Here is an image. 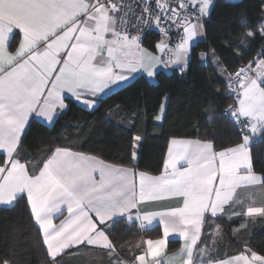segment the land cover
I'll list each match as a JSON object with an SVG mask.
<instances>
[{"label": "snow or ice", "instance_id": "6c2138e0", "mask_svg": "<svg viewBox=\"0 0 264 264\" xmlns=\"http://www.w3.org/2000/svg\"><path fill=\"white\" fill-rule=\"evenodd\" d=\"M214 7L215 0H0V205L23 202L36 229L34 243L46 254L43 264H64L65 257L94 250L108 264H264V254L247 241L238 253L221 255L225 229L217 223L239 220L230 229L238 237L249 222L264 220V170H255L252 151L264 139V0L252 27L246 17L239 21L245 31L237 47L257 37L262 44L251 60L229 71L214 49L210 53L232 102L208 120H229L236 142L217 148L214 130L172 137L160 175L68 143L50 141L33 157L24 147L33 118L54 127L70 101L95 111L102 94L141 69L149 78L160 67L184 73ZM153 27L160 55L142 46L144 30ZM208 55L199 53L201 59ZM169 98L165 93L155 120L163 118ZM113 111L122 120L135 116L121 113L119 105ZM141 146L142 137H134L133 161ZM169 198L181 203L142 207ZM154 224L158 238L119 246L114 238L117 225L142 233ZM170 237L183 243L167 256ZM11 256L0 255V264H18Z\"/></svg>", "mask_w": 264, "mask_h": 264}, {"label": "trees", "instance_id": "16d2710c", "mask_svg": "<svg viewBox=\"0 0 264 264\" xmlns=\"http://www.w3.org/2000/svg\"><path fill=\"white\" fill-rule=\"evenodd\" d=\"M260 0H238L229 4L228 0H215V7L205 21L203 39L195 43L194 53L184 73L171 70L159 71L157 83L149 82L139 76L130 84L119 88L101 98L95 111L79 106L70 101V108L54 127H49L36 119L31 120L24 139V147L29 157L40 155L41 148L56 144L75 145L80 151L96 154L106 161L123 166H135L138 171L158 175L163 169L168 142L172 137L196 138L198 135L213 131L217 137V148L236 142L238 133L227 119L208 120L210 114L219 117L223 109L231 102L227 97L223 82L218 75L211 50L229 71L236 70L241 63L251 60L262 47L259 37L247 47H237L238 33L245 31L239 21L246 17L252 27L259 19ZM153 42L160 35L150 32L145 35ZM153 47L152 44H148ZM209 55L202 61L199 53ZM238 53V54H237ZM242 57V59H241ZM170 94L166 103V112L162 121L154 119L159 106L164 102V94ZM119 105L121 113L134 118L122 120L115 111ZM79 122V127H74ZM134 125V126H133ZM142 137V146L136 162L132 160V141ZM253 155L257 162L255 170H264V139L253 144ZM225 244L229 253H238L241 243L247 241L257 252L264 254V220L259 219L257 226L249 222L248 229L239 236H233L232 227H237L239 220L224 222ZM161 234L157 226L142 233L134 228L127 231L123 225H117L114 238L120 242L135 243L143 236L145 239L158 238ZM36 229L31 218L23 210V202L18 207H0V255L15 253L18 264H43L47 259L42 248L34 243ZM170 249H174L172 244ZM126 257L130 254L125 252Z\"/></svg>", "mask_w": 264, "mask_h": 264}, {"label": "crops", "instance_id": "0c3cea01", "mask_svg": "<svg viewBox=\"0 0 264 264\" xmlns=\"http://www.w3.org/2000/svg\"><path fill=\"white\" fill-rule=\"evenodd\" d=\"M203 37H204V34L202 36L198 37L195 43H197L199 40L203 39ZM146 42H147V44L144 43V39H143V45L142 46L144 48H147L150 52H153L155 55H160V53L157 52L156 49H155V44L158 41L153 42L152 39L149 37V38H147ZM148 44H152L153 47H150ZM206 58L205 59H201V60L205 61ZM161 70L169 73V72H171L172 69L171 68L165 69L163 67H160V68L157 69L158 72L161 71ZM139 76L145 77L151 83H157L156 76L153 77V78H149L147 76V74L141 69V70H138L137 72L133 73L132 77H130L128 81H126L124 83H121L118 86H114L110 90H107L106 93L102 94L101 98L104 97L105 95L110 94L111 92H113V91H115V90H117L119 88H122V87L130 84L135 78H137ZM76 103L79 106H81L82 108L86 109L82 104H80L78 102H76ZM33 119H36V118H33ZM162 119L160 121H162ZM36 120L40 121L39 119H36ZM40 122L43 123L42 121H40ZM166 155H167V151H166ZM165 158H166V156H165ZM136 161L137 160H135L134 162H136ZM163 170L164 169H162V171ZM162 171H161V173H162ZM160 174H158V175H160ZM257 200L259 202V197L257 198ZM180 203H181V201L178 198H169V199H164V200H160V201L151 202V203H148L146 205H143L142 207H146V208H148L150 210L156 211V210H165V209H167L169 207H175V206H178ZM0 207H8V206L0 205ZM257 222H259V219H257L254 224L252 222L251 223L253 225H255V227H256L258 225ZM217 223H220V220H218ZM157 226L158 225L154 224L151 228H155ZM153 239H155V238H153ZM182 243H183V241L179 237H175V238L170 237L169 238V243H168L167 248H166V255L167 256H171L173 253L177 252L180 249ZM172 244L175 245L174 249H170L171 248L170 246ZM220 253H221V255H224V254H228V255L235 254V253H229V250H228V248H227V246L225 244V240H223V242L220 244ZM64 264H108V261H107L106 256L100 250H94L90 256L78 255V256H74V257H65Z\"/></svg>", "mask_w": 264, "mask_h": 264}, {"label": "built area", "instance_id": "2783aa9c", "mask_svg": "<svg viewBox=\"0 0 264 264\" xmlns=\"http://www.w3.org/2000/svg\"><path fill=\"white\" fill-rule=\"evenodd\" d=\"M130 2L133 3V5L136 4V0H130ZM137 10H138V9H137ZM150 32H155V33L159 34V31L153 27V28H150V29H145L144 32H143V37H142V38L144 39L145 35L148 34V33H150ZM159 35H160V34H159ZM174 42H175V37L173 38V43H174ZM231 102H232V101H231ZM231 102H230V103H231ZM230 103H229V104H230ZM229 104H228V105H229ZM228 105L223 109V112H224V110L228 107Z\"/></svg>", "mask_w": 264, "mask_h": 264}]
</instances>
